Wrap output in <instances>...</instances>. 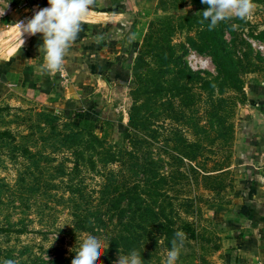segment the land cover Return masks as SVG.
<instances>
[{"label": "rangeland", "instance_id": "374dc122", "mask_svg": "<svg viewBox=\"0 0 264 264\" xmlns=\"http://www.w3.org/2000/svg\"><path fill=\"white\" fill-rule=\"evenodd\" d=\"M254 5L209 30L201 0L140 1L114 73L126 80L99 117L0 102V264H73L92 231L110 241L102 264L133 249L165 264L177 231V264H224L219 212L246 181L247 131L264 115V0Z\"/></svg>", "mask_w": 264, "mask_h": 264}, {"label": "crops", "instance_id": "0c3cea01", "mask_svg": "<svg viewBox=\"0 0 264 264\" xmlns=\"http://www.w3.org/2000/svg\"><path fill=\"white\" fill-rule=\"evenodd\" d=\"M140 1L145 0H90V11L65 52L62 68L49 73L39 50L41 35L25 34L21 47L14 27L47 7V0H0V102L21 96L67 117H99L109 86L126 80L124 73H114L127 68L126 42ZM251 120L247 134L253 146L243 159L249 162L246 181L232 204L219 212L228 236L224 264H264V176L258 158L264 153V115L256 113Z\"/></svg>", "mask_w": 264, "mask_h": 264}, {"label": "clouds", "instance_id": "9594fccd", "mask_svg": "<svg viewBox=\"0 0 264 264\" xmlns=\"http://www.w3.org/2000/svg\"><path fill=\"white\" fill-rule=\"evenodd\" d=\"M48 6L37 11L27 23L20 21L14 27L19 29L21 47L23 36L40 34L43 50L44 67L49 73L59 71L63 66L66 50L76 41L82 30V18L90 11V0H47ZM208 7L202 11L203 19L208 23L209 30L218 22L228 19L230 15L244 19L252 14L254 0H201ZM210 19V22H209ZM70 225V224H68ZM58 234V233H57ZM183 233L177 231L172 246L167 250L165 264H177ZM57 236V235H56ZM109 240L102 232L92 231L82 238L76 249L73 264H102L101 257L109 248ZM143 258L133 249L119 255L115 264H143ZM4 264H15L8 259Z\"/></svg>", "mask_w": 264, "mask_h": 264}, {"label": "built area", "instance_id": "2783aa9c", "mask_svg": "<svg viewBox=\"0 0 264 264\" xmlns=\"http://www.w3.org/2000/svg\"><path fill=\"white\" fill-rule=\"evenodd\" d=\"M261 159H262V171L264 174V153L262 154Z\"/></svg>", "mask_w": 264, "mask_h": 264}, {"label": "trees", "instance_id": "16d2710c", "mask_svg": "<svg viewBox=\"0 0 264 264\" xmlns=\"http://www.w3.org/2000/svg\"><path fill=\"white\" fill-rule=\"evenodd\" d=\"M122 185H119V188L121 187ZM86 218V217H85ZM96 225H98V226H104V225H101V223H95ZM106 226V225H105ZM104 226V227H105ZM73 227L75 228V227H77V225H73Z\"/></svg>", "mask_w": 264, "mask_h": 264}]
</instances>
